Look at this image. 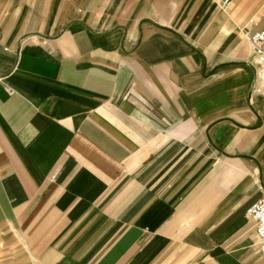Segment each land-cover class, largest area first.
<instances>
[{
    "label": "crops",
    "instance_id": "crops-1",
    "mask_svg": "<svg viewBox=\"0 0 264 264\" xmlns=\"http://www.w3.org/2000/svg\"><path fill=\"white\" fill-rule=\"evenodd\" d=\"M223 2L0 0V235L27 264H264V0Z\"/></svg>",
    "mask_w": 264,
    "mask_h": 264
},
{
    "label": "built area",
    "instance_id": "built-area-1",
    "mask_svg": "<svg viewBox=\"0 0 264 264\" xmlns=\"http://www.w3.org/2000/svg\"><path fill=\"white\" fill-rule=\"evenodd\" d=\"M233 0H224L223 6L228 7ZM251 44L256 58V72L264 69V30L251 37ZM1 83V78H0ZM248 216L256 224V235L259 240L260 254L264 261V198L256 201L248 210Z\"/></svg>",
    "mask_w": 264,
    "mask_h": 264
},
{
    "label": "rangeland",
    "instance_id": "rangeland-1",
    "mask_svg": "<svg viewBox=\"0 0 264 264\" xmlns=\"http://www.w3.org/2000/svg\"><path fill=\"white\" fill-rule=\"evenodd\" d=\"M2 229L0 228V233ZM6 231V230H3ZM16 240L6 244L0 235V264H27L26 255L16 247Z\"/></svg>",
    "mask_w": 264,
    "mask_h": 264
},
{
    "label": "bare ground",
    "instance_id": "bare-ground-1",
    "mask_svg": "<svg viewBox=\"0 0 264 264\" xmlns=\"http://www.w3.org/2000/svg\"><path fill=\"white\" fill-rule=\"evenodd\" d=\"M261 74H262V76H263V78H264V69L261 70Z\"/></svg>",
    "mask_w": 264,
    "mask_h": 264
}]
</instances>
